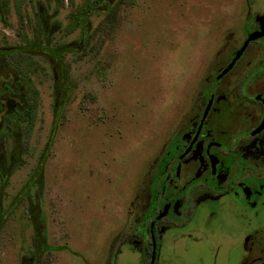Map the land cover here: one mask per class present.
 I'll use <instances>...</instances> for the list:
<instances>
[{"label":"rangeland","instance_id":"rangeland-1","mask_svg":"<svg viewBox=\"0 0 264 264\" xmlns=\"http://www.w3.org/2000/svg\"><path fill=\"white\" fill-rule=\"evenodd\" d=\"M1 1L0 264H112L113 248L143 232L155 164L208 61L242 40L246 0H108L107 19L101 2L84 12L87 35L66 32L67 0ZM23 53L38 102L25 135L2 118L27 84Z\"/></svg>","mask_w":264,"mask_h":264},{"label":"flooded vegetation","instance_id":"flooded-vegetation-1","mask_svg":"<svg viewBox=\"0 0 264 264\" xmlns=\"http://www.w3.org/2000/svg\"><path fill=\"white\" fill-rule=\"evenodd\" d=\"M246 6L242 40L208 61L155 164L141 236L134 228L117 244L112 264H183L185 251L205 264L200 247L212 252L210 264L221 249L226 264H264V35L235 58L248 34L264 29V0Z\"/></svg>","mask_w":264,"mask_h":264},{"label":"trees","instance_id":"trees-1","mask_svg":"<svg viewBox=\"0 0 264 264\" xmlns=\"http://www.w3.org/2000/svg\"><path fill=\"white\" fill-rule=\"evenodd\" d=\"M47 4L53 3L55 8H59L60 6L65 5L64 0H45ZM68 4L72 7L68 17V23L66 24V32L74 29L77 26H80L83 35H87L86 33V16L84 12H95L94 5L101 2L103 6V11L106 12V19L109 17V12L111 9V5L108 0H82L80 3H75L74 0H67ZM2 7L5 11L8 10L9 0H2ZM25 53H23V65H18V70L21 78L27 82L23 93H21L19 104L14 106L11 110L6 112H2V118L4 121V125L7 130L11 133L15 132L18 127L24 126V135L25 132H29L34 113L37 108V90L32 86L30 78L28 76V70L30 66V56L25 58ZM7 94H10L8 92ZM0 110H3L2 106H0Z\"/></svg>","mask_w":264,"mask_h":264},{"label":"water","instance_id":"water-1","mask_svg":"<svg viewBox=\"0 0 264 264\" xmlns=\"http://www.w3.org/2000/svg\"><path fill=\"white\" fill-rule=\"evenodd\" d=\"M262 35H264V29H262L261 31H253V32L249 33L247 38L243 42V45L241 46V48L236 53L235 58L241 53V51L245 48V46L248 44V42L250 40L256 39Z\"/></svg>","mask_w":264,"mask_h":264}]
</instances>
